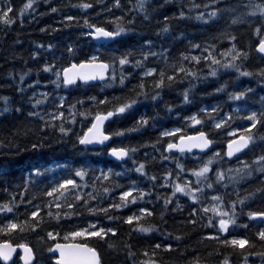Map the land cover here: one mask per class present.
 Instances as JSON below:
<instances>
[{"label": "trees", "instance_id": "16d2710c", "mask_svg": "<svg viewBox=\"0 0 264 264\" xmlns=\"http://www.w3.org/2000/svg\"><path fill=\"white\" fill-rule=\"evenodd\" d=\"M87 1L92 5L90 9L80 8L78 6L79 0H47V2H45V0H34L32 7L27 9L28 11H23L22 16H24V18L22 19L24 22L21 23L22 16L20 9L27 0H11L12 5L15 8L11 11L10 16H16L18 19L11 24H6L5 22L0 21V97H8L7 102L0 99V141L3 142L0 143V164H3L6 170L4 175H0V201L11 202L14 199L17 202L13 213L6 215L0 214V223L9 219L23 221L28 218V213L34 210V206L37 203L43 205L46 204L49 199L43 193L46 192L47 187L51 186L48 183V180L50 181L52 179V176H50L51 174H47L44 178L30 183L27 189L24 188V180L29 171L27 167L28 164L32 163L39 167H50L59 163L61 166L70 163L73 167L84 165L85 167H92L95 171H97V168L101 167L102 169L111 168L113 170V176L111 179L118 182L121 189L120 187H115L112 192L107 196H104L100 204L101 207L104 204L112 203L111 197H116L118 202L119 192L131 186L132 181H136V186L139 188L149 189L150 192L146 193L144 199L129 203L125 208L110 211L108 215L124 217L133 212H137L138 214L140 208H149L152 211V215L145 216L141 222L145 224H156L160 230L156 231L154 229L152 232L142 233L123 220L108 221L105 219L103 213H87L78 208L77 211L80 212L79 217H62L60 221H56L45 216L44 222L40 227L32 229L30 226H25L24 231L15 229L11 233H8L7 236L6 234L0 233V239H9L12 237L9 240L14 244L29 242L30 244H28L32 246L36 254L35 264H54V260L51 258L48 249L50 243L55 241L50 240L47 237V231L49 229H59L61 232L59 239L63 242V233L65 231H72L77 226L83 227L89 220H95L104 227H116L118 229L117 233H110L103 240L97 237H84L81 238L82 240L80 239L81 241L77 239V241L81 243L87 242L95 247L101 257L102 264H133V261H135L136 264H141L142 259H153L158 261L159 264H191V260L197 257L200 259L201 264H205V262L206 264H219V262L224 259V254H229L228 259L230 264H244L245 257L243 252L245 250L249 253L247 264H264V257L252 255V253L264 251V240H261L260 237L256 235L261 228H264V224L253 220L252 217H248L247 215L249 210L264 211V191H257L258 189H264V173L253 171L251 176H242L241 174L242 178L239 179L235 185V187L239 189V195L241 196L245 195L246 192L254 193L252 198L246 202L243 212L237 217V224L239 227L227 237H221L222 239H227L230 235L244 236L250 241V244H246L244 249H240L231 245L220 244L215 239H202L201 237L204 236L206 231H211L213 229H211L210 226L207 228L203 227L204 221H201L199 218H197L194 224L185 222L186 220H191L193 218L190 215L191 208L197 207V204L189 202L188 198L180 197V193L177 194V197H180L179 201L183 205V208L176 211L172 210L175 208L176 204V199L174 198L170 202L167 210H165L163 203L164 197L171 191L162 185L161 174L167 170L164 168L165 163H163V159H161V154L165 156L164 147L159 149V147L167 144L169 139V137H161L160 133L165 129H169L171 125L172 127L175 125L177 127H182L181 129H184L182 134L184 135L194 132L185 126L189 123L185 120V117H190L193 113H196L197 116L201 118L202 122L200 128H197L195 131L203 130L209 133V137L214 141L211 151L220 149L222 156L221 162H214L213 166L210 168V173H214L216 167L227 168L230 165L235 167L237 161L246 160L251 162L256 155L264 154V123L258 121L253 129L250 130L256 137V139L251 142V147L242 155L237 156L232 160H228L225 155V145L227 140L233 138L226 136L229 129H246L250 122L246 119L248 111H256L257 113L262 110L264 111V83H261L260 80L264 77H261L260 73L257 71L258 69L264 68V58H258L259 56L255 53V45L259 43L261 37H264V17H262L259 12H256L255 14L250 13L247 8L249 5H254L257 0H216V5L207 7H205V5L210 3V0H154V5L151 6L150 10L151 20L149 22H143L141 19L139 20V17L134 12L133 5L136 3V0H131V2H129V0H120V7H116L113 0ZM261 2H264V0H261ZM233 3L240 4L242 8H245L247 12H249L252 16L251 24L241 23L235 25L234 28L233 25H230L229 27L227 18L223 14H218L216 17H211L207 20H186L188 17H196L197 12L200 13L201 11L203 12V10L211 9L213 7L217 8L219 12L224 4ZM189 5H195V7L190 8ZM53 7L57 9L55 12L51 11ZM126 9H132V11H125ZM181 10L187 13L185 17H179L178 14ZM17 12L19 14H16ZM104 15L105 18L103 19ZM66 16L79 17L80 23L77 25L74 20L66 27L64 25L68 22L63 20V17ZM85 16H87L93 23H103L105 26L109 27L110 30H114L116 23L111 18L122 16L124 19L121 23H123L128 31L125 32L121 38L117 40L114 39V43L110 46L103 47L100 44L94 43V38H90L83 34L89 30L87 26L83 25L82 17ZM128 21H131V23H128ZM165 23L169 26L167 31L162 30ZM259 24L261 26L259 32L260 36L255 31L256 26ZM252 25L253 27H251ZM45 26H47V28L44 29ZM199 27H203L202 32L200 31L202 34H200V32L196 33V31L201 30L198 29ZM40 28L44 29V31H41ZM158 29L161 31H158ZM179 33H183V36H180ZM14 35L16 36L14 37ZM228 36H234L236 40H229L227 39ZM206 37H208V41L206 40ZM210 38H212V40ZM148 40L153 42L151 49L142 47L143 42ZM177 41L178 44L176 43ZM251 41L252 44H250ZM189 42H198L200 48L192 49L191 51V49H189ZM232 42L235 43L238 48L243 49L244 52L249 53L246 57L241 56L236 61L240 66V72H238L236 68H218L217 74L212 76L209 75L210 70L208 63H210V60L206 63L204 60H201L200 62H192V60L185 59L184 64L188 67H192L194 71L198 70L200 75L198 77H192L190 75L185 76L183 73H178L177 76L182 77L177 78V80L174 78L170 83L171 85L166 80L164 86L166 88L162 87V89H158L160 91V96L157 97V101L152 100L150 95L155 94V90L152 87V80L159 78L157 76L158 72L150 77H144L146 85L145 91L148 90V93L151 92L149 98L139 99L137 104L133 105L131 109L115 116L105 127L106 131H112L113 133L123 128L126 130L122 135H113L111 137V145H115L117 139H121L122 142L120 145L129 148L136 147V151L130 152L129 159L125 163H116L107 160L106 149H108V146L103 148H90L78 144L76 135L80 133L82 134L81 130L88 127L91 123V117L81 118L77 116L75 124H70L66 121L67 123L65 122V125L72 127L74 130L68 136L62 137L57 128H41L40 125L43 121L40 117L29 115L30 112L38 110V108L31 103L29 97H33V93L39 91L48 92L50 94L49 97L39 105V110L43 113H47L49 108L55 107L58 104L57 99L54 100L57 95H63L66 104H71L73 101H79L83 98L84 103L82 105L78 104L77 107L80 109L91 108L93 111L97 109L98 105L93 104L91 97H96L98 100L108 97V102L99 106L101 110H104L103 108L107 110L109 107L123 102L125 98L134 97L135 91H139V88L136 87L134 89V86L138 85L141 79V73L145 71L146 67H155L159 70L162 63L163 65L166 64L165 56L167 57L168 65L173 61H176L179 66L180 57L178 52L191 51V53L193 52L192 54L196 53L195 55H207L208 46L217 44L216 47L212 49V52L213 55L217 56L219 59L221 57V52H219V50L221 51L223 48L231 47L233 44ZM69 43L74 45V52L72 54L67 52ZM49 44H52L53 47L48 48L47 45ZM227 44H229V46ZM97 48L102 52L103 55L101 58L104 59L111 58L108 54V51L111 50L117 54H120L127 49H131L135 53L154 51L158 53V55H150L147 58L145 65L141 67L125 65L123 71L125 73H130L131 75L125 78L123 84L119 82V66L116 68L115 82L111 81V76L109 74V78L105 82H95L92 84L78 83L71 87L65 86L62 82L57 86L53 83L55 80L54 72H46L42 69L44 63L51 64L55 60L56 63L54 67H59L62 70L64 66H67V64H70L73 60L79 62L80 59H86L93 55L94 50ZM162 49H167V52H163ZM201 49H204L203 53H201ZM34 51L38 53L35 57L32 56ZM159 56H161L162 59L159 58L158 61L156 58ZM132 58L134 59L136 57ZM224 59H231V57H225ZM185 62H187V64ZM28 69H32V71L28 72L23 82H20L19 77L21 73L27 72ZM37 69L40 71H37ZM245 69L252 72L254 75L252 74L249 76L241 74ZM9 73H12V75H9ZM192 78H198V80L192 81ZM33 81H36V83L33 84ZM220 83L225 85V88L220 91H214L215 89L220 88L222 85ZM184 86L190 88L188 102L183 101ZM208 87L212 88L209 89ZM245 88L250 89L245 97L240 98L239 100L229 99L230 93L242 91ZM176 94L178 96H176ZM39 95L40 94H37L36 98H39ZM162 101H164L163 104H161ZM168 101L170 102L169 104ZM165 102L166 105L164 104ZM18 105L22 108L19 112L15 110ZM167 105H172L171 110ZM234 105H238L240 106V109L246 110L238 111L237 113L232 110ZM206 106H208V108H218V111L215 113L217 118L222 117L225 113H232L234 118L230 123H227L226 126H222L223 130L216 129L212 125L213 121L211 117L206 116L203 112V109L206 108ZM61 108H63L67 115V108L65 106H61ZM5 109H7V111H5ZM148 109H150V111ZM130 110L132 112H130ZM152 115H155L154 118ZM141 116H147L149 118L148 123L137 127L136 121H138ZM241 117H244V119ZM156 122L157 124H154ZM127 129H133V131H127ZM176 135L178 136L179 134ZM237 135H239V133ZM219 137L220 140H223L221 141V144H219V139H217ZM153 140L155 141L154 145ZM40 141H43L44 147L36 149L30 147V145L39 143ZM65 153L67 154L66 156ZM152 155H158V157L152 159ZM70 156L71 158H69ZM206 156L209 155L205 154L204 157ZM88 158L89 160H87ZM134 161L146 162L148 176H144V174L136 171ZM53 172H55L56 176L61 178L64 177L63 173L56 171L55 168H53ZM115 173H121V175L116 176ZM152 175L157 177L155 181L150 179ZM87 178L88 177H86V179ZM210 179H214V176L210 175ZM96 183L99 188L101 186V181L97 180ZM30 185L32 187H30ZM107 185L111 186L110 184H106L105 186ZM5 188H7V191L4 190ZM87 190L88 189H86V191ZM218 190L222 192L224 191L222 187L218 188ZM21 192H23V196H21ZM13 193L15 194L14 197L12 195ZM157 194L160 195V199H157ZM235 196L236 192L230 185L227 190V199H235ZM29 200H31V204L23 203V201ZM94 203H96V201H90V205ZM44 208L45 207L43 206L41 207V213L47 212V208L46 210ZM237 208L239 210L240 206L237 205ZM161 212L164 213L163 218L160 216ZM41 213H38V215ZM30 219L35 221L36 218L33 217ZM133 223H135V221ZM165 231L171 234L182 233L183 236L180 241H176L174 235H165ZM157 242H160L161 244L172 243L174 247L167 250L162 247L154 249L152 245H155ZM110 243L114 246L109 247ZM126 244L132 246V250L135 252L134 256H128L129 249L125 246ZM143 248H147L150 254L155 251L156 255L144 256V253L141 251ZM39 252H44L45 255L40 257L37 255ZM17 256L14 258L15 264H21L19 263L20 260Z\"/></svg>", "mask_w": 264, "mask_h": 264}, {"label": "snow or ice", "instance_id": "6c2138e0", "mask_svg": "<svg viewBox=\"0 0 264 264\" xmlns=\"http://www.w3.org/2000/svg\"><path fill=\"white\" fill-rule=\"evenodd\" d=\"M47 2V0H45ZM114 5L116 7H120V0H113ZM131 2V0H129ZM147 0H136V3L133 5L134 9L139 10L141 13L147 14L146 8ZM210 3L215 4L216 0H210ZM34 4V0H27V2L20 9V12L23 13L24 10L29 9ZM78 6L83 9H90L92 7L91 3L87 2V0H79ZM189 7H195V5H189ZM207 7V5H205ZM13 5L11 0H0V21L5 22L6 24H11L13 22V17L10 16ZM34 10V8H33ZM57 9L53 7L51 11L55 12ZM125 11H132V9H126ZM248 11L250 13L255 14L259 12L262 17H264V2L261 0H257L254 5L248 6ZM179 17H185L187 13L183 10L179 12ZM218 15V9L213 7L210 9L209 15L205 16L203 13L197 12L196 18L207 20L211 17H216ZM147 18V17H146ZM113 21H115L114 30H110L109 27H106L103 23L97 24L93 23L87 16L83 17V25L87 26L89 29L87 32L83 33L84 35L94 38V43L100 44L103 47H108L114 43L112 38L119 37L122 33L128 31L126 27H124L123 17H112ZM167 19V18H166ZM237 17L233 16L232 20L235 22ZM63 20L68 22L64 26H68L69 23L75 20L77 24L80 23L79 17L66 16L63 17ZM23 23V19L20 21ZM131 23V21H128ZM47 28V26H45ZM169 28L168 24L165 23L163 27V31H167ZM261 30V26L257 25L255 31L259 34ZM44 31V29H41ZM158 31H161L158 29ZM180 36H183V33H179ZM227 39L234 41V36H228ZM152 41H144L142 47H147L151 49ZM48 48H52L53 45H47ZM216 45H209L207 48V55H195L189 52H181L179 53V66H177V62L173 61L168 68L161 67L159 72L157 73V68L155 67H146L145 71L141 73V79L138 85L134 86L139 88V91H135L134 97L125 98L123 102L113 105L107 110H101L99 107L95 111L91 108L88 109H80L77 107L78 104L82 105L84 103L83 98L79 101H73L71 104L65 103V97L62 95H57L55 99L58 100V104L55 107L49 108L47 113H43L39 110V105H41L48 97V92H41L39 98L36 93H33V99L31 103L38 108L35 112H30L29 115L33 117L39 116L43 123L40 125L41 128H57L58 132L62 137L68 136L73 132V128L70 126H66L65 122L68 121L70 124H75L77 116L81 118L91 117V123L87 128L82 130V134H78L76 140L81 146H92L95 147L97 145H103L105 141L110 142V137L113 135H122L126 130L120 129L119 131L113 133L109 131H105V121L109 120V118H114L115 116L125 113L127 110L131 109L133 105L137 104L138 100L141 98L148 99L149 93L145 91L146 85L144 82V77H150L153 73H157V79L152 80V87L155 90V94L151 95L152 100H156L157 97L160 96V91L158 89L165 86V81L170 84L174 78H180L177 76L178 73H183L185 76L198 77L200 73L198 70L194 71L192 67H188L184 64L185 59H189L192 61L199 62L204 60L208 63V67L210 69L209 75L215 76L217 74L218 68H236L238 72H240V66L236 63V61L241 56H247L248 53L244 52L243 49L237 48L236 44L233 43L231 47L228 49H221V57L218 59L217 56L213 55L212 49L215 48ZM259 49L260 53H264V37L260 38L259 43L256 45ZM200 48L199 43L189 42V49ZM163 52H167V49H162ZM204 49H201V53H203ZM67 52L72 54L74 52V45L69 43L67 47ZM38 53L35 51L32 53V56H37ZM102 52L99 48L94 50L93 55L87 57L86 59H80L77 63L73 60L67 66H64L61 70L59 67H54L55 60L49 64L44 63L42 65V69L46 72H54L55 83L57 86L62 82L65 86L73 85L77 82V80L82 82H90L99 78L101 81L104 80L105 77L111 76V81L115 82L116 79V68L120 67V75L119 82L121 84L124 83L125 78L130 73H125L123 68L125 65H134L135 67L144 66L147 58L151 56H157L158 53L154 51H142L140 53H135L131 49H127L120 54L112 53L110 59H104L102 57ZM231 57V59H224L225 57ZM136 57V58H132ZM165 62L167 64V57L165 56ZM32 69H28L27 72L21 73L19 79L20 82H23L25 76L28 72H31ZM37 71H40L37 69ZM261 77H264V68L257 70ZM241 74L243 75H252L253 73L244 70ZM12 75V73H9ZM33 84L36 81L32 82ZM261 83H264V79H261ZM191 88V85H190ZM190 88H186L183 91V101L188 102ZM225 85H221L220 88L215 89L214 91H220L224 89ZM19 90V89H18ZM250 89L245 88L242 91H236L234 93L229 94V99L239 100L240 98L245 97L246 93L249 92ZM5 102H7L8 97H0ZM91 100L96 105H104L108 102L109 98L104 97L103 99H97L96 97H91ZM61 106H65L67 108V115ZM167 107L171 110L172 105H167ZM16 111H21L22 108L18 105L15 109ZM246 109H237V111H245ZM7 111V109H5ZM218 111V108H204L203 112L206 116L211 117L213 121V127L216 129H222V126H226L227 123L234 118L232 113H225L222 117L217 118L215 113ZM244 119V117H241ZM264 111L257 113L256 111H248L247 120L250 121L247 125V129L240 130L237 128H232L231 132L228 133L229 136H234L232 139L227 140V149L225 155L227 157H234V154H243L241 150H247V147L253 142L256 137L253 135L251 129L257 124L258 121L264 123ZM149 118L147 116H141L138 121H136L137 127L146 125L148 123ZM185 120H190L192 124H201V118L197 116L196 113H193L190 117H185ZM127 131H133V129H127ZM181 133V129L173 127L168 130L165 129L160 133L161 137H169L167 145L165 146L166 150L176 149L180 153H191L194 149L204 150L208 149L209 145H213L214 141L209 138V133L205 131L199 132H191L187 135L179 134ZM239 133V135H234ZM247 133V134H245ZM176 134H179L178 136ZM0 143H3L0 141ZM155 144V142H153ZM32 149L42 148L44 147L43 141L39 143H34L30 145ZM136 149L129 148L127 146L123 147H111L108 148V153L112 156L120 159L129 156L130 152H135ZM200 158L199 155L197 157ZM161 159H165L163 154H161ZM222 156L220 149H217L216 152H213L210 156L203 159V162L198 167L188 168L187 171L192 173L195 177V180H189L187 176L182 175L185 166L179 162H177V170L175 176L173 177L172 170L169 169L161 174V178L165 184H170L172 191L165 195L164 197V206L165 210H167L170 202L175 198L176 204L173 211L179 210L183 208V205L180 203L179 198L177 197L178 193L184 194L191 201L196 202L197 207L191 208L190 215L193 217L191 220H186V223L194 224L199 218L201 221H204L203 227H211V231H206L204 236L201 237L215 239L220 244L231 245L234 247H238L240 249H244L246 244H250V241L247 240L244 236L230 235L227 239H222V235L225 233H229L230 231L236 230L239 225L237 224V217L243 212L244 206L248 200L252 198L254 193H245V195H239V189L235 187L236 182L242 178V176H251L253 171L264 173V154L256 155L251 162L249 161H238L235 167L229 166L227 168L216 167L214 173H210V168L213 166L214 162H221ZM136 165V171L144 174V176H148V172L146 171V162L145 161H134ZM29 171L26 174V178L24 180V188L27 189L29 184L37 181L39 179L44 178L45 175L51 174L52 179L48 181L51 185L47 187V191L43 193L49 199L46 204L41 205L37 203L34 206V210L28 213V218L23 221H18L16 219H9L0 223V233H11L15 229H19L20 231L25 230V226H30L32 229H36L40 227V225L44 222V217L47 216L50 219H54L56 221H60L62 217H79L80 212L77 209H81L87 213H103L105 219L108 221L113 220H123L128 223L136 230L142 233L152 232L154 229L159 231L160 229L156 224H145L142 223V219L145 216H151L152 211L149 208H140L137 212H133L127 216H112L108 215L110 211L119 210L125 208L129 203H134L137 200H142L145 198L146 193H149V189L139 188L136 186L137 182L132 181L131 186L127 187L125 190L119 192V201L117 202L116 197H111L112 203L104 204L102 207L100 206L104 196H107L110 192H112L113 188L120 187L118 182L112 180L113 170L111 168L104 170L101 169L100 172H96L91 167H85L84 165L79 166H71L65 164L63 166L59 164H55L50 167H39L35 164L27 165ZM53 168L56 171L63 173L64 178L55 175L53 172ZM5 166L0 164V175L5 174ZM242 174V176H241ZM116 176L121 175V173H115ZM210 175L214 176V179H210ZM86 177H88L86 179ZM172 177L170 180L169 178ZM178 177H182L181 179H177ZM152 181H155L157 177L152 175L150 177ZM101 181V186L98 188L96 181ZM106 184H110L111 186H105ZM193 184L196 186L194 187ZM232 186L236 192L235 199H227V190L229 186ZM222 187L224 191H219L218 188ZM86 189H88L86 191ZM7 191V188L4 189ZM206 190L211 192L212 194L209 196L206 194ZM257 191H264V189H258ZM14 197V193L12 194ZM21 196H23V192H21ZM157 199H160V195L157 194ZM90 201H96V203L90 205ZM25 204H31V200L23 201ZM17 202L13 199L11 202L8 201H0V214H10L15 211V204ZM75 205V207H74ZM237 205L240 206L238 210ZM47 208V212L41 213V207ZM38 213H41L38 215ZM164 213L161 212L160 216L163 218ZM248 217H260L264 218V211H251L247 212ZM36 218L35 221H32L30 218ZM206 217V220H205ZM135 221V223H133ZM118 229L116 227H104L99 224L98 221L89 220L88 223L83 227H75L72 231H65L63 233V242L59 239L61 236V232L59 229L47 231V237L50 240H54L55 242L50 243V247L48 249L51 254V258L56 261V264H101V257L97 251V249L91 246L89 243H75L71 242L74 239L82 238V237H97L103 240L110 233H117ZM165 235H174V239L176 241H180L183 234H171L167 231L164 233ZM261 240H264V228H261L259 232L256 233ZM112 243L109 244V247H113ZM129 251L128 256L132 257L135 255V252L132 250V246L130 244L125 245ZM154 249L163 248V249H172L174 245L172 243H164L161 244L157 242L155 245H152ZM17 249H22V253L19 254V259L23 262V264H35L33 259L34 253L33 249L29 246L28 243L21 242L19 244L12 243L9 239H0V264H15V260L13 259V254L17 252ZM53 249L56 250L53 252ZM144 253V256H155L156 253L153 251L151 254L148 252L147 248L141 249ZM58 252V254H56ZM229 254H224V259L219 262V264H230L228 259ZM245 257L244 264H247V259L249 253L245 250L243 252ZM252 255H259L264 257V251L252 253ZM133 264H136L133 261ZM141 264H159L158 261L153 259H142ZM191 264H201L200 259L197 257L191 260ZM206 264V262H205Z\"/></svg>", "mask_w": 264, "mask_h": 264}, {"label": "rangeland", "instance_id": "374dc122", "mask_svg": "<svg viewBox=\"0 0 264 264\" xmlns=\"http://www.w3.org/2000/svg\"><path fill=\"white\" fill-rule=\"evenodd\" d=\"M166 1V0H165ZM167 1H171V0H167ZM153 2H154V0H147V3H146V8H147V14L145 15V13H141L139 10H136V14H137V16L138 15H140V16H138L139 17V20L141 19L143 22H149L150 20H151V6L153 5ZM150 6H149V5ZM217 3H215V4H213V3H207L206 5L207 6H214V5H216ZM149 9V10H148ZM220 10L221 11H219L218 12V14H223V15H225L226 16V18H227V21H228V23H229V25H233V26H235V25H237V24H241V23H247V24H250V22L252 21V16L249 14V12H247V10L245 9V8H242L241 6H240V4H238V3H233V4H224V6H222V8H220ZM150 12V13H149ZM209 12H210V9H206V10H203V12L201 11L200 13H203L205 16H208L209 15ZM233 16H235V17H237V19H236V21L235 22H233V20H232V17ZM147 17V18H146ZM150 19V20H149ZM192 19V20H191ZM186 20H188V21H193V20H200V19H197L196 17H192V18H190V17H188V18H186ZM248 20V21H247ZM244 21V22H243ZM239 22V23H238ZM124 35V33H122L119 37H117V38H115L116 40L117 39H119V38H121L122 36ZM112 53H115L113 50H111V51H108V54L110 55V57H111V54ZM159 58H161L162 59V57L161 56H159V57H157L156 59H158L159 60ZM154 74V73H153ZM152 74V75H153ZM192 79H194V78H192ZM200 79V78H199ZM195 80H198V78H195L194 80H192V81H195ZM186 87L184 86V89H185ZM38 93H41V92H37L36 94H38ZM56 97V96H55ZM58 101V100H57ZM260 101H261V99H260ZM235 109V110H234ZM237 109H240V107L238 106V105H234L233 107H232V110H234L235 112H238L237 111ZM187 122H189L188 124H186L185 126H187L191 131H195L197 128H200V126H201V124H192L191 123V121L190 120H186ZM212 125H213V123H212ZM173 127H171V128H169L168 130H170V129H172ZM175 128H178V127H175ZM179 129H181V128H179ZM237 129H239V128H237ZM244 129V128H243ZM246 129H247V127H246ZM184 132V130L183 129H181V133H183ZM229 132H231V129H229V131L226 133V136H228V137H232V136H229L228 135V133ZM180 134V133H179ZM238 133H236V134H234V135H237ZM217 139H219V144H221L222 142L221 141H223V140H220V137L219 138H217ZM119 140V141H118ZM121 139H117V142H115L116 144L115 145H120L121 144ZM167 144H165V145H163L162 147H159V149H161V148H163L164 147V149H165V146H166ZM217 150V149H216ZM216 150H212L211 152H208L207 154L210 156L213 152H215ZM164 154H165V159H163V163H165V165H164V168L166 169V170H169V169H171L172 170V173H173V177L175 176V173H176V170H177V162H179V163H181V164H183L184 166H185V170H184V172H183V174L182 175H184V176H187L188 178H189V180H192V181H194L195 180V177L192 175V173H190V172H188L187 171V169L188 168H193V167H198L202 162H203V159L204 158H206V157H208V156H206V157H204L205 156V154L204 155H199V154H185V153H182V154H171V153H169V154H166L165 152H164ZM198 155H199V159L197 158L198 157ZM157 157H158V155H156ZM156 156H154V155H152L151 156V158L152 159H155V158H157ZM169 162V163H168ZM236 163H238V161L236 162ZM166 165H168V166H166ZM102 168H97V173L98 172H100V170H101ZM104 170H107V169H104ZM170 180L172 179V177H170L169 178ZM177 179H181V182H183V180H182V177H178ZM162 185L165 187V188H168V189H170V191H172V188H171V185L170 184H165L164 182H163V180H162ZM193 186L195 187L196 185L195 184H193ZM181 194V196L180 197H182V198H187L186 196H184V194H182V193H180ZM206 194L207 195H211L212 193L211 192H209V191H207L206 190ZM179 197V198H180ZM188 200H189V202H194V201H191L189 198H188ZM194 203H196V202H194ZM262 224H264V223H262ZM231 232H233V231H230L229 233H227V234H230ZM1 234H5V233H1ZM228 236V235H227ZM227 236H222V237H227ZM82 238H84V237H82ZM77 239H81V238H77ZM74 240H76V239H74ZM37 255H39L40 257H42V256H44L45 255V253L44 252H39Z\"/></svg>", "mask_w": 264, "mask_h": 264}, {"label": "bare ground", "instance_id": "6f19581e", "mask_svg": "<svg viewBox=\"0 0 264 264\" xmlns=\"http://www.w3.org/2000/svg\"><path fill=\"white\" fill-rule=\"evenodd\" d=\"M167 1V0H166ZM176 1V0H175ZM238 1V0H237ZM88 2V1H87ZM156 2V1H155ZM236 2V1H235ZM24 3V2H23ZM22 3V4H23ZM161 3V2H160ZM21 4V5H22ZM149 5V4H148ZM154 5V4H153ZM179 5V4H178ZM150 6V5H149ZM18 7V6H17ZM15 7L13 6V8H12V11H13V9H14ZM21 8V7H20ZM188 8V7H187ZM248 8V7H247ZM184 9V8H183ZM27 10V9H26ZM136 10L137 9H134V12H136ZM149 10V9H148ZM185 10V9H184ZM19 11V10H18ZM28 11V10H27ZM192 11V10H191ZM150 13V12H149ZM190 13V12H189ZM16 14H19L18 12L16 13ZM32 14V13H31ZM66 14V13H65ZM11 15V14H10ZM25 15H26V13H25ZM35 15V14H34ZM72 15V14H71ZM21 16H22V13H21ZM73 16V15H72ZM138 16H140V15H138ZM81 17V16H80ZM22 18H24V16H22L21 17V19ZM49 18V17H48ZM83 18V17H82ZM105 18V15L103 16V19ZM190 18H192V17H190ZM18 18L16 17V16H14L13 17V21H15V20H17ZM102 19V20H103ZM258 19V18H257ZM25 20V19H24ZM101 20V19H100ZM150 20V19H149ZM192 20V19H191ZM218 20V19H217ZM139 21V20H138ZM248 21V20H247ZM95 22V21H94ZM113 22V21H112ZM244 22V21H243ZM61 23V22H60ZM239 23V22H238ZM261 23V22H260ZM48 24V23H47ZM74 24V23H73ZM135 24H137V23H135ZM222 24V23H221ZM244 24H247V23H244ZM251 24V23H250ZM256 24H257V22H256ZM255 24V25H256ZM78 25V24H77ZM201 25V24H200ZM255 25H254V27H255ZM260 25V24H259ZM1 26V25H0ZM50 26V25H49ZM204 26H205V23H204ZM247 26V25H246ZM107 27V26H106ZM229 27H230V25H229ZM249 27V26H248ZM251 27H253V25L251 26ZM5 28V27H4ZM39 28V27H38ZM43 28V27H42ZM42 28H40V29H42ZM203 27H199L198 29H201V30H199V31H196V33H199L200 31L202 32V29ZM205 28V27H204ZM211 28V27H210ZM219 28H220V26H219ZM227 28V27H226ZM225 28V29H226ZM233 28H234V26H233ZM247 28V27H246ZM245 28V29H246ZM6 29V28H5ZM44 29H45V27H44ZM62 29V28H61ZM111 29H112V27H111ZM197 29V30H198ZM206 29V28H205ZM205 29H204V32H205ZM217 29V28H216ZM224 29V28H223ZM220 30V29H219ZM229 30V29H228ZM233 30V29H232ZM9 31H10V29H9ZM224 31H226V30H224ZM200 32V34H202ZM207 32H209V31H207ZM223 32V31H222ZM227 32V31H226ZM225 32V33H226ZM12 33V32H11ZM10 33V34H11ZM194 33V32H193ZM195 33V34H196ZM224 33V32H223ZM235 33V32H234ZM237 33V32H236ZM14 34V33H13ZM12 34V35H13ZM199 34V35H200ZM215 34V33H214ZM218 34V33H217ZM228 34V33H227ZM238 34V33H237ZM194 35V34H193ZM216 35V34H215ZM220 35V34H219ZM259 36H260V34H258ZM5 36V35H4ZM16 35H14V37H15ZM235 36V35H234ZM241 36V35H240ZM258 36V37H259ZM8 37V36H7ZM188 37V36H187ZM191 37H194V36H191ZM190 37V38H191ZM212 37V36H211ZM223 37V36H222ZM225 37V36H224ZM248 37V36H247ZM194 38H196V37H194ZM205 38V37H204ZM207 38L208 37H206V40H207ZM113 40L115 39V38H112ZM187 39V38H186ZM203 39V38H202ZM211 40H212V38H210ZM215 39V38H214ZM221 39V38H220ZM248 39V38H247ZM254 39V38H253ZM252 39V40H253ZM178 40V39H177ZM180 40V39H179ZM185 40V39H184ZM188 40H190V39H188ZM219 40V39H218ZM236 40V39H235ZM246 40V39H245ZM186 41V40H185ZM197 41H198V39H197ZM208 41V40H207ZM216 41V40H215ZM222 41V40H221ZM248 41V40H247ZM210 42V41H209ZM213 42V41H212ZM171 43H172V41H171ZM177 44H178V41L176 42ZM203 43H205V42H203ZM211 43V42H210ZM210 43H208V44H210ZM215 43V42H214ZM217 43V42H216ZM228 43H229V41H228ZM231 43V42H230ZM233 43V42H232ZM174 44V43H173ZM172 44V45H173ZM183 44H184V41H183ZM182 44V46L184 47V45ZM217 44H219V43H217ZM216 44V45H217ZM241 44H243V43H241ZM250 44H252V41H251V43ZM257 44V43H256ZM228 46H229V44H227ZM244 45V44H243ZM174 46V45H173ZM178 46V45H177ZM186 46V45H185ZM237 46V45H236ZM251 46V45H250ZM256 46V45H255ZM243 47V46H242ZM253 47V46H252ZM180 48V47H179ZM218 48V47H217ZM227 49H228V47H226ZM225 48V49H226ZM238 48V47H237ZM251 48V47H250ZM224 49V48H223ZM248 49V48H247ZM252 49H254V48H252ZM39 50H41V49H39ZM170 50V49H169ZM173 50V49H172ZM179 50V49H178ZM219 50V49H218ZM182 51H185V50H182ZM191 51H192V49H191ZM37 52H38V50H37ZM181 52V51H180ZM195 52V51H194ZM219 52H221L220 50H219ZM254 52V51H253ZM193 53V52H192ZM255 53H256V55L257 56H259L258 58H264L263 56H261L260 55V53H259V49L256 47V49H255ZM178 54H179V52H178ZM196 54V53H195ZM249 54V53H248ZM254 54V53H253ZM217 55V54H216ZM221 55H222V53H221ZM206 56V55H205ZM257 58V57H256ZM180 59V58H179ZM178 59V60H179ZM158 60V59H157ZM256 60V59H255ZM259 60V59H258ZM159 61V60H158ZM247 61V60H246ZM252 61V60H251ZM151 62H152V60H151ZM154 62H155V60H154ZM153 62V63H154ZM193 62V61H192ZM200 62V61H199ZM250 62V61H249ZM258 62V61H257ZM256 62V63H257ZM78 63V62H77ZM152 63V64H153ZM156 63V62H155ZM186 64H187V62H185ZM207 63V62H206ZM151 64V63H150ZM157 64V63H156ZM68 65V64H67ZM158 65H159V63H158ZM168 64H165V65H163V63L161 64V67H165V68H168V66H167ZM190 65V64H189ZM177 66H178V64H177ZM191 66V65H190ZM204 66V65H203ZM198 67V66H197ZM205 69V68H204ZM168 70H169V68H168ZM210 70V69H209ZM204 71V70H203ZM253 71V70H252ZM157 72H159V70H157ZM184 75V74H183ZM254 75V74H253ZM152 76V75H151ZM158 76V75H157ZM182 76H180V78H181ZM212 77V76H211ZM236 77L238 78V76L236 75ZM256 77V76H255ZM108 78H109V76H107V78L106 79H104L103 81H101L99 78H97L96 80H94V81H91V82H87V83H85V82H82V81H77V83H75V84H73V85H69V86H67V87H71V86H75V85H77L78 83H82V84H92V83H95V82H105V81H107L108 80ZM155 78V77H154ZM191 78V77H190ZM200 78H202V77H200ZM209 78V77H208ZM214 78V77H213ZM213 78H211V79H213ZM225 79V78H224ZM234 79V78H233ZM232 79V80H233ZM264 79V78H263ZM176 80H177V78H176ZM191 80V79H190ZM192 80H194V79H192ZM227 80V79H226ZM235 80V79H234ZM233 80V81H234ZM261 80V79H260ZM225 81V80H224ZM177 82V81H176ZM182 82V81H181ZM202 82V81H201ZM212 82V81H211ZM222 82V81H221ZM27 83V82H26ZM214 83V82H213ZM240 83V82H239ZM258 83V82H257ZM172 84H175V83H172ZM220 84H222V83H220ZM225 84V83H224ZM230 84V83H229ZM249 84V83H248ZM171 85V84H170ZM232 85V84H231ZM240 85V84H239ZM25 86H26V84H25ZM179 86V85H178ZM237 86H238V84H237ZM261 86V85H260ZM168 87H170V86H168ZM180 87V86H179ZM230 87V86H229ZM164 88H166V87H164ZM181 88V87H180ZM186 88H187V86H186ZM209 88V87H208ZM210 88H212V87H210ZM209 88V89H210ZM227 88H228V86H227ZM162 89V88H161ZM242 89V88H241ZM236 90V89H235ZM256 90V89H255ZM262 90V89H261ZM148 91V90H147ZM179 91V90H178ZM39 92H43V91H39ZM58 92V91H57ZM180 92V91H179ZM231 92V91H230ZM35 93V92H34ZM37 93V92H36ZM151 93V92H150ZM149 93V94H150ZM38 94H40V93H38ZM250 94V93H249ZM166 95V94H165ZM169 95V94H168ZM63 96V95H62ZM151 96V95H150ZM176 96H178L177 94H176ZM182 97V96H181ZM248 97V96H247ZM30 98V100L32 101V99H33V97H29ZM170 98V97H169ZM175 99V98H174ZM254 99H255V97H254ZM54 100H55V98H54ZM161 100V99H160ZM169 100V99H168ZM157 101V100H156ZM166 101H167V99H166ZM249 101V100H248ZM163 102L164 101H162V103L161 104H163ZM244 102V101H243ZM170 102L168 101V104H169ZM94 104V103H93ZM106 104V103H105ZM165 105H166V102L164 103ZM95 105V104H94ZM190 105H191V103H190ZM196 105V104H195ZM100 106V105H99ZM98 106V107H99ZM159 106V105H158ZM200 106V105H199ZM259 106V105H258ZM50 107V106H49ZM52 107V106H51ZM97 107V106H96ZM109 107V106H108ZM203 107V106H202ZM205 107V106H204ZM207 108H208V106H206ZM240 107V106H239ZM48 108V107H47ZM102 108V107H101ZM110 108V107H109ZM198 108V107H197ZM245 108V107H244ZM46 109V108H45ZM104 110H106L105 108H103ZM155 109H157V108H155ZM160 109V108H159ZM149 111H150V109H148ZM235 110V109H234ZM233 110V111H234ZM263 111V110H262ZM130 112H132L131 110H130ZM134 112V111H133ZM138 112V111H137ZM142 112V111H141ZM199 112V111H198ZM232 112V111H231ZM238 113V112H237ZM133 114V113H132ZM138 114V113H137ZM224 115V114H223ZM134 116V115H133ZM140 116V115H139ZM153 116V115H152ZM155 116V115H154ZM154 116H153V118H154ZM160 116V115H159ZM158 116V117H159ZM152 118V117H151ZM152 118V119H153ZM78 119H80V118H78ZM117 119V118H116ZM113 120V118H109V120H107V121H105V127H106V125H107V123L109 122V121H112ZM153 120H155V119H153ZM152 121V120H151ZM158 121V120H157ZM68 122V121H67ZM66 122V123H67ZM161 123V122H160ZM154 124H157V122L156 123H154ZM163 124V123H162ZM69 125V124H68ZM67 126V125H66ZM112 126V125H111ZM74 127V126H73ZM83 127V126H82ZM113 127V126H112ZM151 127V126H150ZM171 127H172V125H171ZM170 127V128H171ZM173 127H177L176 125L175 126H173ZM79 128V127H78ZM81 128V127H80ZM178 128H182V127H178ZM77 129V128H76ZM120 129V128H119ZM124 129V128H123ZM83 130V129H82ZM81 130V131H82ZM105 131H106V129H104ZM116 130V129H115ZM153 130V129H152ZM184 130V129H183ZM151 131V130H150ZM112 132V131H111ZM117 132V131H116ZM156 132V131H155ZM194 132H199V131H194ZM78 133V132H77ZM158 133V132H157ZM156 133V134H157ZM81 134V133H80ZM129 134H131V133H129ZM155 134V135H156ZM180 134H182V133H180ZM75 135V134H74ZM77 136V135H76ZM132 136H133V134H132ZM75 137V136H74ZM233 138H234V136H232ZM156 138H157V136H156ZM210 138V137H209ZM75 139V138H74ZM211 139V138H210ZM157 140H159V139H157ZM111 141H112V138L110 137V142L109 141H106V143L105 144H103V145H97V146H95V147H92V146H88V147H90V148H103V147H106V146H108V148H111V147H114V146H117V145H111ZM119 141V140H118ZM154 141V140H153ZM155 141H156V139H155ZM154 141V142H155ZM122 142V141H121ZM141 142V141H140ZM146 142V141H145ZM152 142V141H151ZM124 143H126V142H124ZM137 143V142H136ZM142 143H144V142H142ZM148 144H150L149 142H147ZM116 144V143H115ZM126 145V144H125ZM133 145V144H132ZM144 145H146V144H144ZM153 145H154V143H153ZM153 145H151V146H153ZM134 146V145H133ZM136 146V145H135ZM117 147H123L122 145H120V146H117ZM138 147V146H137ZM142 147H143V145H142ZM251 147V143H250V145L247 147V150L249 149ZM136 148V147H135ZM211 149H212V145H210V148L206 151V152H204V153H201V152H199L198 150H195V151H192L191 153H188V154H199V155H204V154H207L208 152H210L211 151ZM226 149H227V143H226V145H225V152H226ZM75 150V149H74ZM94 150V149H93ZM247 150H241L242 151V153H244V152H246ZM97 151V150H96ZM106 157H107V160H110V161H113V162H116V163H125V162H127V160L129 159V156H127V157H125L123 160H121V161H118V159L116 158V157H114V156H112L111 154H109L108 153V149H106ZM72 152H73V150H72ZM99 152V151H98ZM164 152L166 153V154H169V153H171V154H182V153H180L178 150H176V149H172V150H166V148L164 149ZM216 152V151H215ZM149 153V152H148ZM97 154V153H96ZM105 154V153H104ZM131 154V153H130ZM129 154V155H130ZM185 154H187V152H185ZM67 154L65 153V156H66ZM93 155H94V153H93ZM241 154H239V153H237V154H234V157H227V159L228 160H232V159H234V158H236L237 156H240ZM90 156V155H89ZM92 156V155H91ZM97 156V155H96ZM99 156V155H98ZM150 156V155H149ZM37 157V156H36ZM35 157V158H36ZM58 157V156H57ZM79 157V156H78ZM157 157V156H156ZM69 158H71V156L69 157ZM90 158V157H89ZM89 158L87 159V160H89ZM60 159V158H59ZM62 159V158H61ZM80 159H81V156H80ZM91 159V158H90ZM69 160V159H68ZM84 160V159H83ZM66 161V160H65ZM67 162V161H66ZM86 162V161H85ZM63 163V162H62ZM169 163V162H168ZM60 164V163H59ZM68 164H70V163H68ZM80 164V163H79ZM99 164V163H98ZM127 164V163H126ZM71 165V164H70ZM73 165V164H72ZM90 165V164H89ZM92 166V165H91ZM95 166V165H94ZM166 166H168V165H166ZM42 167V166H41ZM44 167V166H43ZM87 167V166H86ZM92 168V167H91ZM95 168V167H94ZM102 168V167H101ZM106 168V167H105ZM167 169V168H166ZM50 176H52V175H50ZM61 176H63V175H61ZM50 178V177H49ZM64 178V177H63ZM16 179V178H15ZM20 181V180H19ZM49 181V180H48ZM17 182V181H16ZM37 183V182H36ZM14 184V183H13ZM18 184V183H17ZM46 184V183H45ZM45 184H43V185H45ZM22 186V185H21ZM108 186V185H107ZM14 187V186H13ZM30 187H32L31 185H30ZM43 187V186H42ZM42 187H40V188H42ZM35 188V187H34ZM120 189H121V187H120ZM119 189V190H120ZM30 190V189H29ZM42 190V189H41ZM40 190V191H41ZM44 190V189H43ZM47 191V190H46ZM36 192H39V191H36ZM43 192V191H42ZM11 194V193H10ZM33 194V193H32ZM37 194V193H36ZM36 194H34V195H36ZM41 194V193H40ZM19 195V194H18ZM32 196V195H31ZM37 196V195H36ZM42 196H44V195H42ZM25 197V196H24ZM45 197V196H44ZM236 197V196H235ZM29 198H31V197H29ZM38 198V197H37ZM36 198V199H37ZM28 199V198H27ZM20 200V199H19ZM21 201V200H20ZM46 201V200H45ZM19 203V202H18ZM24 203V202H23ZM20 205V204H19ZM28 208H29V206H28ZM45 210H46V208H44ZM24 210V209H23ZM29 211V210H28ZM28 211H27V213H28ZM47 211V210H46ZM23 213V212H22ZM16 214V213H15ZM91 216V215H90ZM33 218V217H32ZM69 218H71V217H69ZM66 219V218H65ZM252 219L253 220H255V221H259V222H261V223H264V218H260V217H252ZM83 220V219H82ZM77 222V221H76ZM6 234V236H7V234L8 233H5ZM231 234V233H230ZM227 235H229V234H227V233H225V234H223L222 236H227ZM13 236V235H12ZM8 238V237H7ZM10 238H12V237H10ZM9 238V239H10ZM95 238V237H94ZM223 238V237H222ZM19 239H20V237H19ZM80 240V239H79ZM82 240V239H81ZM80 240V241H81ZM15 241V240H14ZM17 242V241H16ZM71 242H75V243H81V242H79V241H77V239L76 240H73V241H71ZM29 243V242H28ZM85 243V242H84ZM30 244V243H29ZM100 245V244H99ZM31 248H32V246L31 245H29ZM33 249V248H32ZM20 253H22V249H17V252H16V254H15V256L13 257V259L17 256V257H19V254ZM33 253H34V261L36 262V254H35V251L33 250ZM103 255V254H102ZM20 260V259H19ZM54 262V261H53ZM19 263H21V264H23L22 263V261L20 260V262Z\"/></svg>", "mask_w": 264, "mask_h": 264}, {"label": "water", "instance_id": "95a60500", "mask_svg": "<svg viewBox=\"0 0 264 264\" xmlns=\"http://www.w3.org/2000/svg\"><path fill=\"white\" fill-rule=\"evenodd\" d=\"M259 53H260V52H259ZM260 55L264 57V53H260ZM106 78H107V77H105L104 79H106ZM77 81H78V80H77ZM90 82H91V81H90ZM76 83H77V82H76ZM105 143H106V141L104 142V144H105ZM99 146H100V145H99ZM209 148H210V145H209ZM209 148H208V149H209ZM208 149H204V150L194 149L193 151L198 150L199 152L204 153V152H206ZM124 158H125V157H124ZM124 158H120V159L117 158V159H118V161H121V160H123ZM22 251H23V250H22ZM55 251H56V250L53 249V252H55ZM15 254H16V253L13 254V257L15 256ZM56 254H58V252H57ZM33 259H34V258H33ZM22 263H23V262H22ZM54 264H56V261H55V260H54ZM101 264H102V263H101Z\"/></svg>", "mask_w": 264, "mask_h": 264}]
</instances>
